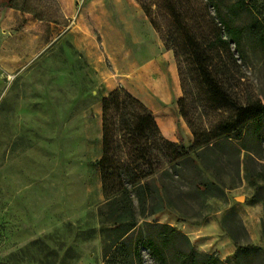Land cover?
<instances>
[{"label": "rangeland", "instance_id": "1", "mask_svg": "<svg viewBox=\"0 0 264 264\" xmlns=\"http://www.w3.org/2000/svg\"><path fill=\"white\" fill-rule=\"evenodd\" d=\"M252 1L264 22V0ZM27 4L44 20L25 13L18 24L30 20L42 31L33 28L15 37L20 43L0 47L9 58L32 46L26 63L0 59L6 62L0 61V264H104L96 165L101 100L125 88L152 111L165 138L169 129L174 142L189 146L192 131L177 104L183 95L178 59L137 0ZM209 11L215 15L211 6ZM2 38L13 36L0 27ZM231 50L235 63L223 53L214 59L220 83L241 103L264 102V55L250 41L243 60L233 45ZM182 67L194 76L188 61ZM191 84L187 108L202 127L231 115L202 109L204 99ZM234 144L246 147L235 153L224 146L218 156H208L213 163L200 173L209 186L201 193L189 184L198 179L190 170V181L163 178L172 204L147 220L176 225L195 250L224 264H264V115L260 127H249ZM141 254L144 264H158L146 248Z\"/></svg>", "mask_w": 264, "mask_h": 264}, {"label": "trees", "instance_id": "2", "mask_svg": "<svg viewBox=\"0 0 264 264\" xmlns=\"http://www.w3.org/2000/svg\"><path fill=\"white\" fill-rule=\"evenodd\" d=\"M137 2L153 28L162 34L164 47L173 49L178 59L183 95L177 104L193 141L184 146L166 139L152 111L123 87L102 98L101 156L96 165L103 197L97 213L103 262L144 264L141 248H146L158 264H224L214 254L195 250L187 235L175 226L147 218L167 212L172 204L163 178L190 181L187 169L198 177L189 182L193 192L205 191L209 183L202 179L200 170L212 165L208 156H218L224 146L240 152L246 146L237 148L234 141H243L249 127H260L264 102L255 98L241 103L228 93L216 76L214 59L223 53L235 63L231 45L239 59H245L247 41L264 55V22L252 0H199L196 7L191 0ZM0 7L15 8L44 20L27 0H0ZM185 60L193 77L187 74V67L183 70ZM193 82L204 99L202 109L205 105L215 112L228 109L231 115L209 128L195 121L187 108Z\"/></svg>", "mask_w": 264, "mask_h": 264}, {"label": "crops", "instance_id": "3", "mask_svg": "<svg viewBox=\"0 0 264 264\" xmlns=\"http://www.w3.org/2000/svg\"><path fill=\"white\" fill-rule=\"evenodd\" d=\"M15 12H17V13H15ZM18 17L19 18H22V17L26 18L27 15L25 13H22V12H20L18 10H14L12 8H8L7 10H5L4 8L0 7V27L2 28L3 31H5L6 33H10L13 36V38L8 40V41H6L5 39L2 38L3 40L0 41V47H7L8 45H10V47H12L11 46V45H13L12 43H20V40H16L15 37H17V36L19 37L24 32L31 31L33 28L35 30L38 29L39 31H42L40 25H37L36 23L31 22L30 20H26L25 22L18 24V21H17ZM13 26H16V28L11 29ZM19 46H20V44H19ZM30 48H32V46H30ZM30 48L29 49L26 48V49H23V50L19 51V53H21V54L25 53L24 56H23L24 58H19L20 57V56H18L19 53L18 54H14L15 51H11L10 52L9 58H12L13 60L15 58L16 59H21V61H22L21 63H23V62L26 63V62H28V60H25V59H28L26 57V54L29 52L28 50H30ZM33 53H35V52L32 51V54ZM0 54H1L0 59H6V60L9 59L8 57L7 58L2 57L3 52H1ZM0 61L5 66L6 62H3L4 60H0ZM20 73L22 75L26 74L25 71L20 72ZM32 76L34 77L33 74H29L28 75V77H30V78H32ZM155 120H156V118H155ZM156 122H157V120H156ZM157 124H158V122H157ZM158 126H159V124H158ZM166 132H167V134H166L167 138L166 139L171 140V141H176L174 139V135H173L172 130L167 129ZM166 223H168V222H166ZM168 224L173 225V226L176 227V225H174L172 223H168ZM177 229L182 231L179 227Z\"/></svg>", "mask_w": 264, "mask_h": 264}, {"label": "water", "instance_id": "4", "mask_svg": "<svg viewBox=\"0 0 264 264\" xmlns=\"http://www.w3.org/2000/svg\"><path fill=\"white\" fill-rule=\"evenodd\" d=\"M243 198L242 197H239L238 200H242Z\"/></svg>", "mask_w": 264, "mask_h": 264}]
</instances>
